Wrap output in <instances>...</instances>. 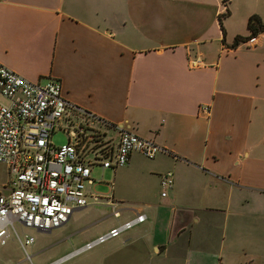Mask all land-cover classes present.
Masks as SVG:
<instances>
[{"label":"crops","instance_id":"obj_1","mask_svg":"<svg viewBox=\"0 0 264 264\" xmlns=\"http://www.w3.org/2000/svg\"><path fill=\"white\" fill-rule=\"evenodd\" d=\"M253 14L264 19V0H0V64L60 82L69 101L165 149L149 166L130 154L121 168L137 182L147 173L160 187L173 171L157 204L104 196L151 220L145 213L114 238L122 251L104 247L77 264H255L264 250V31L231 47Z\"/></svg>","mask_w":264,"mask_h":264},{"label":"built area","instance_id":"obj_2","mask_svg":"<svg viewBox=\"0 0 264 264\" xmlns=\"http://www.w3.org/2000/svg\"><path fill=\"white\" fill-rule=\"evenodd\" d=\"M200 64V58L189 60L190 67ZM201 110L207 112L206 107ZM56 131L65 133V144L54 146ZM161 151L166 152L124 124L108 122L66 99L60 82H31L0 64V163L10 176L0 186V244L14 235L25 260L33 264L27 249L35 238L31 234L21 238L16 224L37 232L64 226L75 211L104 198L86 188L95 183L94 167L116 170L127 165L133 152L154 159ZM159 182L165 196L173 187L172 171L164 172ZM106 204L116 223L49 264H59L120 237L147 219L145 213L111 198H106ZM123 210H131L132 216L120 220Z\"/></svg>","mask_w":264,"mask_h":264},{"label":"rangeland","instance_id":"obj_3","mask_svg":"<svg viewBox=\"0 0 264 264\" xmlns=\"http://www.w3.org/2000/svg\"><path fill=\"white\" fill-rule=\"evenodd\" d=\"M66 141V135L62 131H56L52 135V143L54 146L65 144ZM138 160L144 166H149L153 163L151 159L144 157L138 158ZM9 178L10 176L6 167L0 163V186L5 184ZM92 178L95 180L94 185H87L86 188L93 194H100L101 196L103 195V197L113 194L115 200L123 201L127 206H142L146 203L157 204L160 202V187L157 183L156 176L154 178L146 173L143 182H137L132 172L125 168H120L114 172L111 169L102 170L99 167H94L92 170ZM98 180L102 182H97ZM132 180L135 182V185L128 182ZM139 184L140 187H142V191L148 193L147 196L140 194ZM148 196H151V200ZM102 200L106 201L104 198L101 199V202ZM115 200H113V202L126 207V205ZM144 212L150 216L149 220H151L150 212L145 210ZM115 220L116 219L111 216V208L98 203L74 212L68 223L62 227L52 229L50 232H37L32 228H24L19 224H16L15 228L21 238H23L25 234H31L35 238L34 244L27 249L28 253L32 255V263L49 264L106 231L110 226L116 223ZM104 247L115 250L114 252L119 250L122 251L120 242L114 239L96 246L91 250L75 255L59 264H77L85 258L101 256L105 250ZM250 252L251 251H249V253ZM254 254L253 259L255 264L264 263V250H261L260 253L254 251ZM241 257L242 260H247L250 256L241 255ZM0 264H30L25 260V253L19 246L14 235H12L6 243L0 244Z\"/></svg>","mask_w":264,"mask_h":264},{"label":"trees","instance_id":"obj_4","mask_svg":"<svg viewBox=\"0 0 264 264\" xmlns=\"http://www.w3.org/2000/svg\"><path fill=\"white\" fill-rule=\"evenodd\" d=\"M226 14L227 12L221 15L220 17L222 18V16H226ZM219 23L224 32L221 19H219ZM246 25H247L248 34L245 36L237 35L231 44L232 48H235L242 42H246L252 39L253 37L257 36L260 32L264 31V19H262L260 16L256 14H253L248 18Z\"/></svg>","mask_w":264,"mask_h":264}]
</instances>
